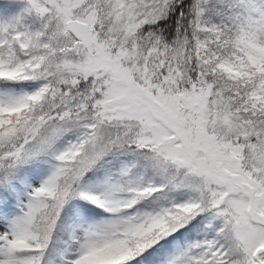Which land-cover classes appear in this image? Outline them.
Wrapping results in <instances>:
<instances>
[{
    "label": "snow or ice",
    "instance_id": "obj_1",
    "mask_svg": "<svg viewBox=\"0 0 264 264\" xmlns=\"http://www.w3.org/2000/svg\"><path fill=\"white\" fill-rule=\"evenodd\" d=\"M0 264H264V0H0Z\"/></svg>",
    "mask_w": 264,
    "mask_h": 264
}]
</instances>
